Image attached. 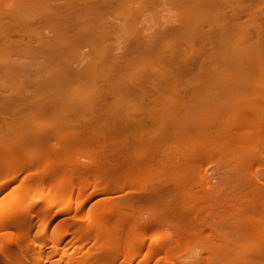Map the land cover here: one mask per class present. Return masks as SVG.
Here are the masks:
<instances>
[{
	"label": "bare ground",
	"instance_id": "bare-ground-1",
	"mask_svg": "<svg viewBox=\"0 0 264 264\" xmlns=\"http://www.w3.org/2000/svg\"><path fill=\"white\" fill-rule=\"evenodd\" d=\"M47 1L38 19H22L19 0L9 5L0 0V121L7 124L0 129V176L12 173L0 182V191L9 184L16 187L0 199V264H218L212 251L197 262L173 261L175 250L189 240L213 241L216 248L226 244L218 242L220 232L214 228L209 236L204 232L203 214L210 202L204 200L202 190L213 183L205 171L198 173L201 164L187 169L199 157L207 161L215 150L224 153L218 160L226 156L240 167L264 157V1L172 0L180 6L177 18L150 19L135 9L123 21L106 17L125 0ZM127 1L139 7L159 5L161 0ZM39 26L48 27V34L33 33ZM113 35L118 47L107 49L106 44H99ZM80 41L91 43L96 53L82 66L75 56L84 58L89 53L77 50ZM23 46L37 61L44 79L31 88L25 84L8 88L6 80L19 79L32 67L13 58ZM254 59L262 64V78L257 81L252 78ZM91 78L100 81L97 87L71 101L58 102L51 90L59 83L81 85ZM256 90L263 96L261 103L258 99L263 106L258 105L263 115L260 122L253 119L257 104L251 99ZM116 93L122 95L120 99ZM199 94L206 95L201 116L208 124L202 122L205 126L201 127L194 118L198 134H190V122L179 123L189 118V111L182 114L178 108L183 104L189 109ZM237 95L244 98L233 101ZM165 102L168 114L163 111ZM129 104L134 108H128ZM224 110L233 117L225 133L208 132ZM85 112L89 116L83 117ZM49 117L54 121L34 129L38 142L31 148L20 141L25 135L20 127L10 128ZM157 121L168 129L181 126L179 135L194 142L197 149L180 156L161 150L160 129H145ZM49 125L52 128L47 129ZM200 128L201 132L207 128L202 135ZM240 128L245 130L240 137L230 135ZM57 131L62 133V142L84 141L93 159L79 164L66 159L60 146L48 147L46 139ZM132 142L142 145L131 158ZM232 143L247 145L249 150L252 145V151L231 154L233 160L229 157ZM135 172L140 174L133 180L130 176ZM120 175L132 187L118 196L140 193L146 199H161L169 192L183 196L181 208L170 207L174 212L162 222L156 215L150 218V226L158 230L168 223V232L147 235L134 208L114 204L110 183ZM256 177L260 181L261 176ZM32 192L35 197L28 199ZM248 192L235 202V212L246 210L254 201L251 189ZM95 199L98 203L92 204ZM239 229L229 248L233 264H246L255 251L264 257V223L253 219L241 223ZM240 245L254 250L238 256Z\"/></svg>",
	"mask_w": 264,
	"mask_h": 264
},
{
	"label": "rangeland",
	"instance_id": "rangeland-1",
	"mask_svg": "<svg viewBox=\"0 0 264 264\" xmlns=\"http://www.w3.org/2000/svg\"><path fill=\"white\" fill-rule=\"evenodd\" d=\"M14 0H5V5H9L13 2ZM21 3V7H20V16L22 19H26L28 16H33L35 19H38V17L43 14V12L46 10L45 5H47L48 1L47 0H19ZM52 1V3L54 2V0H50ZM264 1V0H262ZM130 2V3H128ZM138 9L139 13L142 14L143 17H148L150 19H164V18H168V19H173V18H177L179 16V11H180V6L175 3L172 0H161L159 5H150V4H145L142 6L138 7V4H136L134 1H123L122 5L112 9L109 14L107 15V19L109 21H113V20H117V21H123V17H126L127 15L130 14V12H132L133 10ZM49 32V28L48 27H43V26H39L37 28H35L33 30V33L35 34H48ZM104 40V39H103ZM99 44H106L107 45V49L108 48H114V47H118L119 42L116 38L115 35H113V37H111L108 41L105 40L101 41ZM77 50H79L80 52H87L89 53V56L87 57H82V56H75V54L71 55V56H75V58L77 59L76 63H80L81 62V66L85 63V62H89L90 59L92 57H94L96 55L93 45L89 42H85V41H80V43H77L76 46ZM100 48H104L102 45L100 46ZM119 49H114V51H117ZM31 54L27 51L26 48L21 49V51L19 52V54H15L13 56V58H19L21 59L24 63L29 64L31 63L32 67H29L26 72L23 73L21 78H9L8 80H6V85L7 87H11L12 85H16V84H25L28 87H33V83L34 82H42L44 79V76H42L43 72H39L38 68V63L36 60L30 58ZM82 60V61H81ZM36 61V62H35ZM144 62H148L149 61H144ZM251 65H253V79L254 80H260L262 78L261 76V68H262V64L260 62H258L257 59H254L251 63ZM98 82H100L99 80H95L93 78L89 79L88 81L84 82L81 85H78V83L76 82H72V81H67L64 83H59L56 86H53V88L51 89L55 95H56V99L58 100V102H66V101H71L75 96H83L85 92H87L90 89H94L97 87ZM43 89V88H42ZM256 92L259 94H256ZM255 95L253 100L251 99V103H253L252 101H256L257 107L255 105H253V107L256 109L255 111H253V115L255 113V117L253 116V119L255 120V118H258L255 120V122H260L259 118L263 119V115L260 112L258 105H259V101L260 103L263 101L262 99V95L260 94V90H256ZM262 93V92H261ZM206 94V93H205ZM198 95L197 98L195 99V101L191 102V107H189V109H185V106L183 104L179 105L178 111H180L182 114L184 113V111H189L188 114V119L185 121L184 119L180 120V124L183 125V123L185 122H190V128L193 126V119L195 118V120H199L198 122H201V127L205 126L202 122L207 123V121L203 120V116H201L204 111V107L203 103H204V96L206 95ZM117 96H119L118 99H120V97L122 95H120V93H116ZM242 95H237L236 98L233 101H236V99H238L240 97V99H243L244 96ZM261 96V98H257ZM238 97V98H237ZM257 98V99H256ZM256 99V100H254ZM258 99H260L258 101ZM255 104V103H254ZM264 104V102L262 103ZM259 105V106H262ZM263 107V106H262ZM124 108V107H123ZM128 108L132 109L134 108V104H129ZM163 111L165 112V114H168L170 112V107L167 106V103H164V107H163ZM258 108V109H257ZM261 108V107H260ZM207 109H209L207 107ZM125 110V108L123 109ZM203 110V111H202ZM227 110V109H226ZM226 110L223 111V117L221 115H218V118H216L215 120H217L216 122H212L210 124V126L208 127V132L209 131H213L212 134H216V135H222L223 133H225V130L227 129V127L231 124L232 122V114H229ZM206 112V111H205ZM206 114V113H205ZM228 114V115H227ZM262 115V116H261ZM83 117H87L89 116L88 112H85L82 114ZM81 116V118H83ZM199 116H201V120L199 119ZM231 116V118H230ZM261 116V117H260ZM198 117V119H196ZM222 117V118H221ZM80 118V119H81ZM260 119V120H261ZM207 120V119H205ZM53 118H40V119H36L33 120L31 122V124L26 125V124H17L14 128L10 127L11 129H15L20 127L23 131L24 134L23 137L20 139V141L24 144V146H26L27 148H31L32 146H34L38 140H37V136H36V131H34V129L39 126L42 125L45 122H53ZM195 124V123H194ZM208 124V123H207ZM7 127V124L4 121H0V129L1 128H5ZM179 125H176L175 127H170L169 129L164 127V125L162 124V121H157V122H151V124H148L147 127L145 128L147 131L148 130H158L159 131V140H160V149L165 151V152H172L173 154H176L177 156L180 155H185L191 152H194L197 147L196 144L194 142H190L187 140L182 139V134L179 135V132H183L182 130H180L181 126L179 127ZM212 127V129H211ZM52 128L50 125L47 126V129ZM191 128V129H192ZM232 128V127H231ZM230 128V130H231ZM190 129V130H191ZM207 128H205L206 130ZM233 129V128H232ZM244 129V128H243ZM240 128V130H236L235 132H231L230 130V135L233 133H235L234 136L240 137L242 135V133L244 134L245 130H243ZM204 130V128H203ZM202 130V132H203ZM204 130V131H205ZM193 131V132H192ZM234 131V130H233ZM243 131V132H242ZM196 130L190 131V134L194 133V134H198V132H196ZM201 128L199 129V135H202L201 133ZM241 134V135H240ZM62 136V133H60V131H57V133L53 136H51L50 138L46 139L45 143L48 147L50 146H60L61 149V153L64 155V157H66V159H70V160H74L76 163H84V162H89L90 160L93 159V156L87 152L86 149V145L84 143V141H79L76 143H71L70 141H66L64 140V142L60 141ZM193 136V135H192ZM144 144V143H143ZM2 145V142H0V146ZM64 145V148L63 146ZM142 144L136 143V142H132V144L130 145V151L129 154L132 155L133 157H135L137 154H139L137 151L141 150V148L138 149V147H141ZM145 146L147 144H144ZM250 146V150L246 148L245 146H241L238 143H232V147L230 149H232L229 153V157L235 154H239L240 150L241 152H245L246 150L251 152L252 151V145H248V147ZM144 149V146H142ZM243 147V148H242ZM214 148V147H213ZM234 148V150H233ZM245 149V151L243 150ZM235 150H237L235 152ZM246 151V152H247ZM248 152V154H250ZM223 153V151H218L215 150L213 153H211L210 156H207V161L205 160V157H197L198 159L195 160H191L192 158H190V162L192 161L193 165L189 168L188 166H185L187 170H189L190 168H194V166L196 167L195 164H201V166H199L198 168L201 169L200 175L202 174V171L206 172V175L209 177V179L211 180V182L213 183V186L209 187L208 189H203L202 192L203 195L205 197L201 196L205 199H207L206 201L209 200L210 203H207L210 209H208V211H206V213L203 214V218L205 219V223L203 224L205 226L206 229H204L206 236H209L211 229H215L217 231H219L220 236L218 237V242H223L226 243L224 247H218L216 248V246L214 245L213 241H206L205 243H201L198 242L196 240H189L186 241L183 245H181L182 248H177V251L175 250V260H177V262H183V263H188L190 261L192 262H197L199 260V257L202 255L203 257H207L209 255V252H215L216 253V260L218 261V264H233L234 263V258H232V256L229 253V248L232 247L235 243V237L238 233L239 229V225L242 224H249L251 220L256 219L259 223L262 222L264 223V204H262L264 202V183L261 184V181L264 180V157H260V160H256L253 159L252 157L249 156V160L253 159L255 160L256 163H254L252 160H250L251 162L249 163H245L244 166L242 165L241 167L238 166L239 164H237L234 160V157H230L233 158L234 161L230 162L231 160H227L226 156H224V158H218L219 156H221ZM235 153V154H234ZM262 156H264V152H261ZM224 154V153H223ZM232 154V155H231ZM71 156V157H69ZM213 156V157H212ZM74 157V158H73ZM212 157L211 160H209ZM222 157V156H221ZM203 158V160L201 161V159ZM226 158V159H225ZM205 160V161H204ZM227 162H224L226 161ZM248 160V161H249ZM260 161V162H259ZM189 162V163H190ZM189 163H187L186 165H188ZM226 163V164H225ZM237 164V166L235 164ZM254 163V164H253ZM234 164V165H233ZM190 165V164H189ZM218 165V166H217ZM219 166H221V169ZM203 168V169H202ZM140 172H135L133 173V175H131L130 177H133L132 179L135 180L136 178L139 177ZM9 175H12V173H7L3 176H0V182H2L3 180H5V178H7ZM138 175V177H136ZM260 175V181H259V177L257 178L256 176ZM36 176V175H35ZM136 178H135V177ZM141 176V175H140ZM135 178V179H134ZM212 178V179H211ZM198 180V179H197ZM127 177L126 176H119L114 178V181H112L110 183L111 185V189H110V194L113 196V202L114 204L118 205V207H125V205H121L123 204H128V208H134L133 209V213L136 216V220H138L137 222L144 226L147 235H150L152 233H159V234H163V231H167L169 230V225L167 224H163L161 225V228L158 230V228L156 227H151L149 223L150 218L153 217L154 215L157 216L158 220L160 222H162L165 219V216H169L170 213L172 211H170V207L171 209L173 208V206L177 207L179 209L180 205H181V200L183 198V196H181L180 194L176 196V193L173 194L172 192H169L168 194H165L163 196V198L161 199H146L144 196L142 197V195L140 193L136 194V193H131V194H125L123 196H118L119 194H123L126 193V191L128 190V188L130 189V185L128 186V184H126L127 182ZM253 181V182H251ZM198 184H200L199 182L201 181H197ZM251 182V184H250ZM136 183V182H135ZM134 184V183H133ZM192 184V183H191ZM11 184H9L7 187H5L3 190L0 191V199L2 197H5L7 194H11L12 191L14 192V190L11 191V188L13 187V189H15V185L14 186H10ZM132 185V184H131ZM138 185V184H137ZM136 185V186H137ZM251 185L252 188H251ZM134 188L136 187L135 185H133ZM15 187V188H14ZM128 187V188H127ZM207 188V187H206ZM251 189L252 192V197L251 199H253L254 201L251 202L248 206V208H246V210L243 211H238L235 212L234 210V204L238 199H241L242 197H247V193H249L248 191ZM254 191H253V190ZM256 189V190H255ZM11 192V193H10ZM110 194H108L110 196ZM35 193L32 192L28 195V199H31L32 197H35ZM30 196V197H29ZM102 196V197H106ZM32 198V199H33ZM98 199V198H97ZM97 199H95L92 204L94 202H97ZM205 201V202H206ZM166 204H168L166 206ZM177 204V205H176ZM171 205V206H169ZM126 206V207H127ZM169 207V208H167ZM181 208V207H180ZM135 210V211H134ZM176 210V209H173ZM174 212V211H173ZM172 212V213H173ZM202 216V215H201ZM164 218V219H163ZM202 218V219H203ZM174 221V220H173ZM241 221V222H239ZM177 222L176 220L173 222V224ZM171 224V223H170ZM203 227V226H202ZM165 233V232H164ZM227 246V247H226ZM87 247V246H85ZM179 249V250H178ZM239 253L238 256H242L243 253H245V251H249V250H254L253 246H248V245H240L239 246ZM174 251V250H173ZM173 251L171 253H173ZM81 253L78 252V255H80ZM172 255V254H171ZM231 257H230V256ZM173 256V255H172ZM171 256V257H172ZM258 256L259 258H261V254L258 255V252H253L252 254H249L248 257L245 259L246 260V264H256L258 261ZM264 256V254H263ZM173 259V258H172ZM262 260L264 259V257L261 258ZM261 259H259V262L257 264H264L262 263V261H260ZM264 261V260H263ZM176 262V261H175Z\"/></svg>",
	"mask_w": 264,
	"mask_h": 264
}]
</instances>
